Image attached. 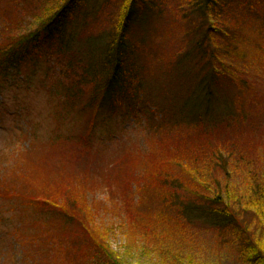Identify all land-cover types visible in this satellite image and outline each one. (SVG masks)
Here are the masks:
<instances>
[{"label": "trees", "instance_id": "1", "mask_svg": "<svg viewBox=\"0 0 264 264\" xmlns=\"http://www.w3.org/2000/svg\"><path fill=\"white\" fill-rule=\"evenodd\" d=\"M29 1L30 27L8 33L0 43V78L15 81L24 67H31V77L37 67L48 64L50 76L56 77L50 78L51 92L62 99L63 106H68L63 116L72 109L81 112L87 108L86 114L92 121L99 109L105 111V122L116 121L118 117L137 120L153 105L160 108V118L151 123L172 120L174 129L167 130L173 136L172 147L155 148L156 157L150 154L137 156L135 160L145 163L149 177L137 189L138 198L141 201L144 195L155 193L159 203L154 210L158 211L152 212L146 207L141 210L144 206L132 205L128 227L121 225L136 234L153 232L156 231L153 227L171 223L172 232L202 223L222 231L221 236H232L227 241L236 244L242 264H264V154L250 158L236 144L224 145L215 142L214 136L210 138V133L220 127V116H227L229 127L236 122L244 126L253 122L251 102L242 104L238 99L241 109L236 110L235 102L228 103L219 97L217 85L224 74H233L237 81L248 70L247 63L231 58L245 55V51H236L233 47L242 40L235 38L238 30L228 21V16L235 9H243L249 13L243 14L244 17L258 18L255 3L259 0H172V10L177 8L175 19L184 32L172 34L175 42L170 64L178 82L172 85V102L168 104L158 102L153 91L144 87V74L147 71L149 75L151 70V65L147 70L149 53L143 58L145 42L156 34L158 21L169 10H151L152 0H141L146 12L145 16L141 15L142 25L134 23L138 0ZM190 15L197 16L196 22ZM262 25L258 22L252 25L260 36ZM260 46L251 48L252 56L257 58L261 54L259 59L263 61L264 50ZM55 58H65L67 62L58 66ZM84 95L87 100L81 102ZM61 117L57 116L56 121L60 123H56V130L66 120ZM200 131L206 132L203 137L198 136ZM53 139L47 145L51 146ZM10 151L5 153L6 159L19 154L21 157L19 149ZM42 155L43 150L33 162L24 163L28 167L26 171L22 169L23 163L10 162L17 176L10 181L8 177H0L1 196L11 198L16 186L19 190L31 184L36 188L28 193L32 201L66 213L69 209L71 217V212L80 204L73 197L62 196L64 183L55 186L42 174ZM214 165L221 166L224 174L220 170L213 173ZM25 195L18 196L27 199ZM81 220L82 230L90 242L86 255L84 252L73 264H127L122 252L112 247V227L100 230L88 215ZM169 245L168 241H161L155 248L158 257L161 253L164 258L162 264H204L194 262L191 254H175ZM133 246L128 245L125 252L130 253ZM72 251V247L59 245L53 253L59 257L53 258L51 264H63Z\"/></svg>", "mask_w": 264, "mask_h": 264}, {"label": "rangeland", "instance_id": "2", "mask_svg": "<svg viewBox=\"0 0 264 264\" xmlns=\"http://www.w3.org/2000/svg\"><path fill=\"white\" fill-rule=\"evenodd\" d=\"M137 4L138 16L134 23L144 25L141 15L145 13V5L141 0ZM255 4L258 18L244 17L243 14L249 13L243 9H235L228 16V21L238 30L235 38L242 40L233 47L236 51H245V55L231 58L247 63L248 70L238 76L237 81L233 74H224L217 85L219 97L228 103L235 102L236 110L241 109V103L251 102L253 122L245 126L236 122L229 127L226 126L227 116H220V127L210 133V138L214 136L212 139L215 142L236 144L238 148L246 150L250 158H256L258 153L264 154V60L260 61L261 54L253 58L251 49L261 44L260 48L264 50V27L261 28V36L252 29L255 22L264 26V0ZM30 7L29 0H0V43L8 33L25 29L26 25L30 27ZM172 7V0H152L149 6L151 10L170 12L158 21L156 34H152L150 40L148 37L143 39L144 42L148 40L143 58L145 60V53H149L147 70L151 65L149 75L147 71L144 74V87L153 91L156 100L162 104L172 102V85L178 82L170 64L175 42V35L172 34L184 32L175 19L177 8L173 11ZM190 16L193 22L198 19L195 15ZM75 18L81 20L78 16ZM227 50L231 52L230 48ZM54 60L59 63L58 66L67 62L65 58ZM47 65L37 67L35 75L31 77V67L22 68L14 83L0 80V177H8L10 181L17 176L10 163L16 160L23 163L24 171L28 170L24 163L33 162L43 150L42 174L55 186L64 183L66 187L62 196L73 197L80 206L69 217V209L66 213L57 207L49 209L47 205L37 204L29 195L36 190L31 184L19 190L16 186L11 194L15 195L11 198H4L0 192V264H51L53 258L59 257L53 255L59 245L74 248L63 264L79 261L90 242L81 227V219L85 215L100 230L112 227V247L122 252L127 264H162L164 258L161 253L158 257L155 250L161 241H168L175 254H191L194 262L242 264L235 250L236 244L227 241L232 236H221L222 231L203 226L202 223L194 228L186 226L173 232L172 223L153 227L157 232L140 231L133 234L127 231L132 205L144 206L141 210L146 207L152 212L158 211L154 210L159 203L155 193L144 195L141 201L138 198L140 193L137 189H141L149 177L145 163L135 160L150 154L156 157L155 148L172 147L173 136L167 132L174 129L172 120L151 123V120L160 118V108L153 105L137 120L131 118L126 121L118 117L116 121L105 122V111L99 109L97 118L92 121L86 114L87 108L81 112L75 108L63 116L68 106H63L62 99L51 92L53 83L50 78L55 75L50 76ZM83 98L81 102L87 100L85 95ZM238 99L241 100L240 107L237 105ZM57 116H62L61 120L66 118L59 130H56V123H60L56 121ZM205 133L200 131L198 136L203 137ZM23 137L29 139L20 140ZM51 138L54 139L49 146L47 143ZM17 149L21 151V157L19 154L13 159L11 156L5 158L6 152ZM214 167L213 173L220 170V174H224L221 166ZM19 194H26L27 199H23V196L19 198ZM128 245H134L130 253L125 252ZM136 250L140 251L134 255Z\"/></svg>", "mask_w": 264, "mask_h": 264}]
</instances>
